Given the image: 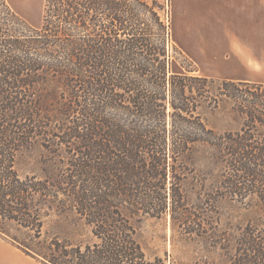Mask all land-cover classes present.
Masks as SVG:
<instances>
[{"label":"trees","instance_id":"trees-1","mask_svg":"<svg viewBox=\"0 0 264 264\" xmlns=\"http://www.w3.org/2000/svg\"><path fill=\"white\" fill-rule=\"evenodd\" d=\"M0 4L3 237L45 264H164L137 231L168 214L184 234L212 232L226 264H264V214L216 235L188 208L192 189L202 204L264 205V80L179 64L147 0H43L38 25ZM206 110L228 115L222 131ZM35 151L37 172L22 174ZM197 158L203 171L189 174Z\"/></svg>","mask_w":264,"mask_h":264},{"label":"rangeland","instance_id":"rangeland-1","mask_svg":"<svg viewBox=\"0 0 264 264\" xmlns=\"http://www.w3.org/2000/svg\"><path fill=\"white\" fill-rule=\"evenodd\" d=\"M7 1L13 10L31 24L40 23L43 0ZM147 2L154 10H159L160 17L169 26V52L179 64H185L186 56L196 69L193 72L195 74L264 80V0H202L203 10H192L196 0ZM1 10L0 4V15ZM211 10L214 11L212 18L209 15ZM202 117L208 125L219 131L229 121L223 111H202ZM52 124L57 126V123ZM38 158V151L31 156H23L19 163L20 172H37L35 163ZM202 160H195L196 165L190 168L189 174L203 171ZM206 176L200 173L199 177L204 180ZM210 181V177L205 181L207 188ZM189 192L188 208L199 209L202 218L211 224L212 228L209 230V227L208 232L215 231L216 235L223 230L236 232L237 226L264 214V205L256 199L240 201L220 197L212 204H202L195 199L193 189ZM198 204L202 205L201 209ZM49 218H44L43 232L49 228ZM5 227L12 233L22 234L12 224L5 222ZM137 240L149 259L159 257L164 264L227 263L228 253L220 247L212 232L205 236L184 234L172 227L168 214L143 219L137 231Z\"/></svg>","mask_w":264,"mask_h":264},{"label":"crops","instance_id":"crops-1","mask_svg":"<svg viewBox=\"0 0 264 264\" xmlns=\"http://www.w3.org/2000/svg\"><path fill=\"white\" fill-rule=\"evenodd\" d=\"M202 0H196L192 10H203ZM214 11L211 10L209 15L212 18ZM213 21V20H211ZM0 264H45L29 254H26L21 248L9 239L0 234Z\"/></svg>","mask_w":264,"mask_h":264}]
</instances>
